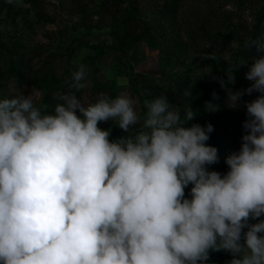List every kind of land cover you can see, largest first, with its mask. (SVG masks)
<instances>
[{
    "label": "clouds",
    "instance_id": "9594fccd",
    "mask_svg": "<svg viewBox=\"0 0 264 264\" xmlns=\"http://www.w3.org/2000/svg\"><path fill=\"white\" fill-rule=\"evenodd\" d=\"M247 44L264 52V37ZM85 77L80 65L70 87L86 88ZM245 78L231 105L260 95L245 105L247 134L224 175L208 170L219 160L206 143L213 125L186 126L191 104L160 96L141 124L127 94L87 104L54 94L51 112L33 92L0 100V264H206L212 251L230 253L228 264H264V56ZM110 119L139 130L111 141L98 126Z\"/></svg>",
    "mask_w": 264,
    "mask_h": 264
},
{
    "label": "rangeland",
    "instance_id": "374dc122",
    "mask_svg": "<svg viewBox=\"0 0 264 264\" xmlns=\"http://www.w3.org/2000/svg\"><path fill=\"white\" fill-rule=\"evenodd\" d=\"M102 1L22 0L17 5L0 0L2 39L6 43L20 41L21 47L23 43L28 48L40 49L43 51L40 61L51 67L57 75L62 74L71 63L79 64L87 55L94 53L91 44L102 41L108 43L98 61L97 70L89 64L85 66L86 77L82 82L87 84L88 91L83 96L91 100V78L109 83L115 81L118 95L127 94L138 101L136 110L141 124L145 117L142 97L147 95L141 75L146 74L155 80L154 83H160L163 73L169 68L178 73L187 70L183 81L187 83L186 90L190 92L189 97L196 101L198 110L206 108V104L211 102L217 106L216 109L224 106L248 119L245 105L260 94L254 92L248 95L245 92L234 107L230 103L229 92H244L251 81L245 77L241 81L235 80L229 87L233 90H228L226 95L216 94L223 89L221 81H228L231 72H242L243 75L255 56H264V52H257L255 47L251 48L247 44L264 37V0H254L253 4L249 0H142L140 15L151 22L153 34L150 40L144 39L136 44L137 47L131 45L123 49L120 48V42L124 27L116 28L113 23L124 17L125 9L134 0H123L122 8L118 11L111 8V12L104 10ZM16 9H22V12L15 14ZM212 11L218 12L215 23L208 22L205 26L202 17ZM226 11L234 12L231 15L232 24H229V27L236 29L232 36H224L228 33L226 25L220 27L222 15ZM238 38L243 39L240 44ZM182 43L187 50L177 48ZM4 58V55H0L3 69L6 68ZM243 61L249 63L240 67ZM135 78L140 82L136 81V84ZM172 85L176 84L173 82ZM6 88V92H0L3 98H14L20 92L24 95L33 92L37 95L39 106L44 97V91L34 85L18 87L15 82H10ZM135 130H139V125L130 127L124 136L134 135ZM211 253L206 264H228L232 259L231 254L225 251L215 252V256Z\"/></svg>",
    "mask_w": 264,
    "mask_h": 264
},
{
    "label": "trees",
    "instance_id": "16d2710c",
    "mask_svg": "<svg viewBox=\"0 0 264 264\" xmlns=\"http://www.w3.org/2000/svg\"><path fill=\"white\" fill-rule=\"evenodd\" d=\"M26 1L31 2V0ZM249 1H251V4L254 2V0ZM122 2L123 0H103L102 7L108 12H111V8H114L116 11H118L122 8ZM140 5H142V0H134L133 2L131 1V4L125 9L126 12L124 17L115 20L113 23L116 28L124 27V35L122 37V41L120 42L121 49L131 45L137 47L136 44L140 43L144 39L150 40L149 38L153 34L151 31V22L147 21L146 18L140 15ZM20 10L22 9H16L14 11L15 14H20L22 12ZM233 14V11H226L222 15L220 27H224L226 25L228 30V33L224 34V36H232L236 32V29L229 27V24L233 18L231 15ZM216 16H218V12L212 11V13L202 17L204 25L206 26L208 22L215 23ZM258 20H261V16L258 18ZM3 37L4 34L0 32V55H4V64L6 65L5 69H3L0 65V92H6V86L10 82H15L18 87L24 85L37 86L39 89L44 91V97L39 107L42 109V111L47 112L53 111L54 105L57 103V101L53 99L54 94L75 92L77 98L85 104L95 102L101 93L112 98L118 96V90L116 88L115 81H111V83H109L108 81H102L99 79L97 80L95 77L91 78L92 83L90 82L92 93L89 95V97L91 100H86V98L83 96V93L86 92V90L88 91L87 88L76 91L70 87L72 82V73L78 71L80 65L85 67L86 64H89L90 66H93L95 70H97L99 65L98 61L100 60L102 53L106 50L108 43L102 41L91 44L90 46H92V48L95 50L94 53L87 55L85 59L79 64L71 63V65H68L67 69L64 70L62 74L57 75L52 71L51 67L48 68L45 66L46 63L43 64L42 61H40L43 56V51L37 49L36 47L28 48L27 46H23V43L21 47L20 41L6 43L3 41ZM238 40L240 44L243 39L238 38ZM177 48L187 50L183 43L180 45V47L177 46ZM260 56L263 55L261 54ZM36 61H39V64H36ZM246 70L248 72L249 69L246 68ZM163 74V80L160 81V83H154L155 80L153 78L151 79L146 74L141 75L143 78V86L145 87V92L147 94L146 96L142 97V110L144 116H146L148 111L146 103H150L160 96H167L169 103L179 105L181 110H183L186 105L191 104L192 109L197 112V116L195 120L189 122L186 126L190 127L192 124L206 126L209 123L213 125L214 130L212 133H210V139L206 143L218 149L219 160L217 163L209 165L208 170L217 171L221 173V175L226 174L229 171V167L226 164L227 157L240 150L243 143L242 137L247 134L246 129L243 126L246 121L245 116L241 113L238 114V112L227 110L224 106L220 107V109H216L215 111H210L206 108L198 110L196 101L185 95L187 92L186 87L188 85L187 83H184L183 79L187 74V70H185L183 73H178V71L176 72V70L169 68L166 69L165 73ZM233 74L235 76V80L241 81V79L245 77L246 73L242 75V72L237 73L233 71L230 73V76ZM164 79H166V82ZM136 81L137 83L140 82L137 78H135V83ZM173 82L176 85H172ZM224 84L226 86L223 87V89H220L216 95H226L225 93L228 90H233V88H229L232 85L231 82L226 81ZM3 97L4 96L0 95V100L5 99ZM98 126L103 130H110L111 134L109 139L111 141L121 138L125 135L124 133H126L123 132V130L120 129L118 125H116L115 121L111 119L107 122H100ZM191 187L192 185L189 184L185 189L186 198H190ZM211 254L213 256L216 255V253L213 251Z\"/></svg>",
    "mask_w": 264,
    "mask_h": 264
}]
</instances>
